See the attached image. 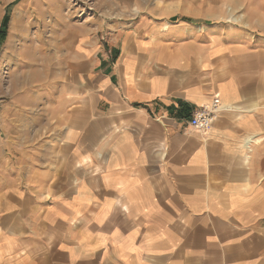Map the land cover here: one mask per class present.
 Wrapping results in <instances>:
<instances>
[{
    "label": "crops",
    "instance_id": "obj_1",
    "mask_svg": "<svg viewBox=\"0 0 264 264\" xmlns=\"http://www.w3.org/2000/svg\"><path fill=\"white\" fill-rule=\"evenodd\" d=\"M242 1L243 30L79 38L47 158L3 170L0 264H264V0ZM214 98L203 136L191 113Z\"/></svg>",
    "mask_w": 264,
    "mask_h": 264
},
{
    "label": "rangeland",
    "instance_id": "obj_2",
    "mask_svg": "<svg viewBox=\"0 0 264 264\" xmlns=\"http://www.w3.org/2000/svg\"><path fill=\"white\" fill-rule=\"evenodd\" d=\"M244 6L241 0H0V191L5 168L22 171L20 151L47 158V136L38 129L46 128L47 102L59 94L56 79L80 37L97 31L103 50L113 30L185 43L206 32L245 29Z\"/></svg>",
    "mask_w": 264,
    "mask_h": 264
},
{
    "label": "built area",
    "instance_id": "obj_3",
    "mask_svg": "<svg viewBox=\"0 0 264 264\" xmlns=\"http://www.w3.org/2000/svg\"><path fill=\"white\" fill-rule=\"evenodd\" d=\"M222 110L219 100L214 98L209 105L201 106L191 113L189 126L195 132L205 136Z\"/></svg>",
    "mask_w": 264,
    "mask_h": 264
}]
</instances>
